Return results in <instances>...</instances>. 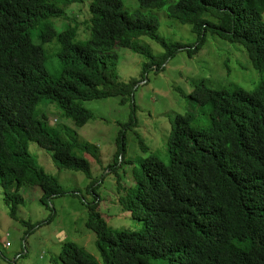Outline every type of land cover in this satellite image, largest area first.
<instances>
[{
    "label": "trees",
    "instance_id": "1",
    "mask_svg": "<svg viewBox=\"0 0 264 264\" xmlns=\"http://www.w3.org/2000/svg\"><path fill=\"white\" fill-rule=\"evenodd\" d=\"M86 0H0V186L9 215L21 219L23 185L38 186L39 200L79 189L65 190L44 172L30 154L28 142L46 150L60 169L92 178L89 161L97 158L76 134L62 141L44 126L37 106L42 98L57 101L62 114L78 126L93 118L81 101L120 96L131 99L135 78L119 79L116 48L130 49L145 58L143 74L159 70L179 51L198 52L207 34L238 44L256 70H264V0H137L139 10L127 12L122 0H90L88 30L83 37L69 29L56 30L47 21L64 15V7ZM141 10L165 11L168 17L190 23L194 45L168 41L158 32L160 19ZM210 15L214 19L208 17ZM38 27L40 42L31 40ZM146 37L164 53L152 54L134 40ZM55 41L59 73L46 67V41ZM142 80V78L140 79ZM191 96L209 106L208 124L196 127L192 115L177 114L167 143L169 162L153 155L141 161L134 190L121 198L138 229H111L99 210L97 181L87 186L96 198L86 202V224L96 234L104 264H264V80L252 89H215L195 84ZM135 124V121L131 122ZM117 138L112 171L123 162L124 136ZM120 160V161H119ZM47 220H50L48 218ZM61 264H99L76 244L65 245Z\"/></svg>",
    "mask_w": 264,
    "mask_h": 264
},
{
    "label": "rangeland",
    "instance_id": "2",
    "mask_svg": "<svg viewBox=\"0 0 264 264\" xmlns=\"http://www.w3.org/2000/svg\"><path fill=\"white\" fill-rule=\"evenodd\" d=\"M124 10H139L137 0H122ZM90 0L64 7V15L50 18L56 30L76 31L79 37L88 30L87 23ZM145 14L159 17L158 32L168 41L194 45L197 35L190 23L168 17L165 11L141 10ZM214 19V17L207 15ZM264 18V14H263ZM31 40L40 42L38 27L31 30ZM137 45L161 56L162 47L146 37L135 39ZM42 49L47 55L46 67L51 76L59 73L55 41H46ZM118 56L117 72L122 82L135 78L131 99L126 96H109L81 101L93 113V118L83 126H78L66 118L54 99L42 98L37 106L38 117L44 126L68 142L69 136L76 134L80 143L88 144L97 155H83L90 163L92 178L82 172H71L58 168L49 153L34 141L28 142L29 152L44 172L55 177L65 190L79 189V195L65 194L50 199L48 205L40 200L38 186L23 185L21 194L25 202L18 208L21 219L39 222L28 234L29 225L9 215V205L5 202L4 189L0 186V264H61L58 255L70 243L84 249L99 264H104L96 245L97 236L86 224L88 207L86 202L96 198L87 191L91 180L97 181L95 193L100 198L99 210L111 229H138L141 219L130 215L122 205L121 198L130 194L135 187L133 172L138 171L142 160L149 155L169 162L167 143L172 135L173 119L177 114L192 115L191 124L196 127L208 124L209 106L201 105L191 94L195 84L203 83L215 89L233 91L241 88L252 90L264 80V70H256L247 58L245 49L238 44L209 32L201 49L193 55L187 49L168 58L159 70L155 66L141 77L145 58L130 49L116 48ZM142 78V80H140ZM135 121V124L131 122ZM123 131V162L112 171L117 150V138ZM120 161V160H119ZM50 218V220H47ZM149 264H168L167 260H151Z\"/></svg>",
    "mask_w": 264,
    "mask_h": 264
}]
</instances>
